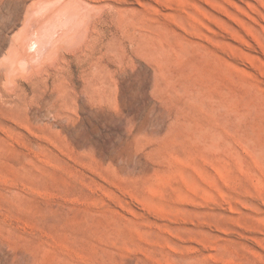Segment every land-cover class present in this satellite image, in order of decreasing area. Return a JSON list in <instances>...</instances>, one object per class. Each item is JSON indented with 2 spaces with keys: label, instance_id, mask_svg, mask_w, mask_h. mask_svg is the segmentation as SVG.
Masks as SVG:
<instances>
[{
  "label": "rangeland",
  "instance_id": "1",
  "mask_svg": "<svg viewBox=\"0 0 264 264\" xmlns=\"http://www.w3.org/2000/svg\"><path fill=\"white\" fill-rule=\"evenodd\" d=\"M0 264H264V0H0Z\"/></svg>",
  "mask_w": 264,
  "mask_h": 264
},
{
  "label": "bare ground",
  "instance_id": "2",
  "mask_svg": "<svg viewBox=\"0 0 264 264\" xmlns=\"http://www.w3.org/2000/svg\"><path fill=\"white\" fill-rule=\"evenodd\" d=\"M48 6H49V3H48V5L47 4H40V5H38V6H36L35 7V12H36V14H40L39 12H40V10L42 9V8H46V9H48ZM50 8V7H49ZM46 15V14H45ZM39 16V15H38ZM46 17V16H45ZM39 19H38V21H40L39 23V25H38V27H41V28H43V26L45 25V21H43V19H44V17L42 18V17H38ZM51 20V19H50ZM37 20H36V22H38ZM38 24V23H37ZM52 24H53V22H52ZM52 26V25H51ZM53 28V27H52ZM80 28V27H79ZM78 28V29H79ZM46 31H48V33H49V31H51V28L50 27H48V25H46ZM45 31V32H46ZM76 32V31H75ZM75 34V33H74ZM67 39H70V37L68 36V33H63L62 34V36L61 37H59L58 39H57V42L59 43V44H62L61 42L62 41H66ZM13 41H14V38H13ZM68 41V40H67ZM56 42V43H57ZM49 54H51V52H49ZM17 56H19L18 55V53H17Z\"/></svg>",
  "mask_w": 264,
  "mask_h": 264
}]
</instances>
